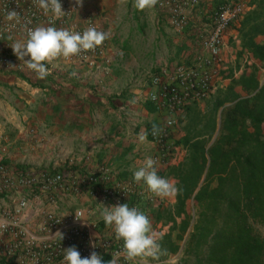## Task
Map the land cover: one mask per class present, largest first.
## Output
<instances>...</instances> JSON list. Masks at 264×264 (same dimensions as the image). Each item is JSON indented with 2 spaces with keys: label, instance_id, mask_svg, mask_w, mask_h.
I'll use <instances>...</instances> for the list:
<instances>
[{
  "label": "crops",
  "instance_id": "obj_1",
  "mask_svg": "<svg viewBox=\"0 0 264 264\" xmlns=\"http://www.w3.org/2000/svg\"><path fill=\"white\" fill-rule=\"evenodd\" d=\"M128 4L129 0H86L68 20V24L80 28L94 25L110 32L96 58L85 62L51 60L46 64L50 74L43 79L37 78L36 73L0 66V154L6 164L36 170L73 166L86 173L107 168L133 175L152 155L154 148L147 129L164 116L146 100L151 74L147 69L156 67L155 72L163 65L181 62L185 46L199 63L204 61L206 53L193 42L196 37L191 29L179 34L163 23L158 35L145 30L144 12L140 15L132 9V13H126ZM153 18L152 13L149 20ZM231 33L230 27L226 37ZM25 41L20 34L5 35L0 39V52L14 53L12 45ZM154 41L159 43L155 50H163L161 57H154L153 50L148 49L155 45ZM141 134H146L144 141L139 139ZM172 161L163 162L155 169L159 176L176 185L175 178L168 175ZM177 193L164 198L154 209L143 205L153 229L162 236L169 224L161 214L174 206ZM1 203L0 208L12 216V204L4 203L1 207ZM90 203L82 194L65 196L51 208L62 216L75 208L85 209L84 225L90 236L95 237L106 224L98 211L102 207L90 210ZM47 209L49 204L44 200H32L17 215L25 230L39 236L43 234L39 228L41 213ZM10 236L0 233V264H8L3 250L12 239Z\"/></svg>",
  "mask_w": 264,
  "mask_h": 264
},
{
  "label": "built area",
  "instance_id": "obj_2",
  "mask_svg": "<svg viewBox=\"0 0 264 264\" xmlns=\"http://www.w3.org/2000/svg\"><path fill=\"white\" fill-rule=\"evenodd\" d=\"M85 1L78 4L76 0H61L65 13L60 19H55L40 6V0H0V39L13 33L27 38L30 29L49 24L82 33L87 28L68 24V20L82 8ZM205 3L206 0H155L154 3L159 26L167 24L179 34L191 29L206 53L202 63L195 60L188 64L182 60L158 67L148 76L146 100L164 116L156 124L161 131L154 136L152 128L147 135L154 148L150 157L155 161V168L174 158L172 133L180 115L189 105L209 98L223 85V78L218 70L226 66V35L231 25L244 12L245 2L221 0L208 10ZM89 27L105 32L94 25ZM105 41L94 49L54 59L89 61L99 55ZM0 66L16 72L35 73L28 69L23 59H18L11 52H0ZM81 194L89 198L90 210L128 203L130 207L143 211L149 218L143 205L158 207L164 202V198L151 192L143 181H134L133 175H122L107 168L86 173L73 166L57 170L19 169L6 164L0 154V203L12 204V216L0 208V233L10 234L12 237L3 250L8 264H65L64 250L72 246L80 252L81 258L89 257L95 252L104 264H133V261L125 258L123 241L116 238L114 226L106 225L103 231L91 237L83 221L85 209L75 208L62 216L51 208L62 197ZM39 199L49 204V209L41 213L39 228L43 234L37 236L25 230L17 214L24 211L30 201ZM105 256H108L107 260Z\"/></svg>",
  "mask_w": 264,
  "mask_h": 264
},
{
  "label": "rangeland",
  "instance_id": "obj_3",
  "mask_svg": "<svg viewBox=\"0 0 264 264\" xmlns=\"http://www.w3.org/2000/svg\"><path fill=\"white\" fill-rule=\"evenodd\" d=\"M219 2H207L205 8L212 9ZM244 2V12L225 39L226 66L218 70L222 87L189 105L173 129L174 158L168 175L176 180L180 202L192 183L197 180V184L182 205L177 195L174 206L162 212L169 232L159 241L161 252L141 264H231L238 233L250 230L264 241V59L253 48V44L264 45V1ZM134 4L135 0H129L125 12H144L143 28L158 35L163 28L157 24L154 5L139 10ZM151 39L159 41L154 36ZM193 42L200 47L196 39ZM158 44L154 41L148 48L154 57L163 54V50H155ZM187 49L183 48L181 58L192 64L194 55ZM155 68L147 71L153 73ZM240 111L250 117L239 119ZM255 116L263 121L258 124ZM243 127L244 135L234 138L233 130ZM199 191L201 200H194Z\"/></svg>",
  "mask_w": 264,
  "mask_h": 264
},
{
  "label": "clouds",
  "instance_id": "obj_4",
  "mask_svg": "<svg viewBox=\"0 0 264 264\" xmlns=\"http://www.w3.org/2000/svg\"><path fill=\"white\" fill-rule=\"evenodd\" d=\"M76 2L82 4L83 0ZM154 3L155 0H135L134 6L143 10L151 8ZM40 6L45 12H50L55 19H60L65 13L61 0H40ZM11 18L10 14L9 19ZM109 37L110 32L98 31L95 27H89L80 33L49 24L30 29L26 41L12 47L18 59H23L28 69L35 72L37 78L43 79L50 74L46 61L61 56L67 58L81 51L94 49ZM25 57L28 59L25 60ZM160 131L158 126H153L154 136ZM139 139L144 141L146 134H141ZM154 164L155 161L151 157L146 158L143 165L133 172L134 181H143L151 192L161 198L176 194L178 191L176 185L170 179L159 176ZM98 211L106 225L114 226L116 238L123 241V250L128 261L141 264L145 258L156 257L161 252L159 241L162 239V234H158L153 229L148 215L137 207H130L128 203H119L103 206ZM63 261L65 264H104L95 252L89 257L81 258L75 246L64 250Z\"/></svg>",
  "mask_w": 264,
  "mask_h": 264
},
{
  "label": "trees",
  "instance_id": "obj_5",
  "mask_svg": "<svg viewBox=\"0 0 264 264\" xmlns=\"http://www.w3.org/2000/svg\"><path fill=\"white\" fill-rule=\"evenodd\" d=\"M261 1H264V0H260V2ZM253 48L255 49L254 53L259 54V56L264 59V45L253 44ZM245 116L250 117V114L248 113L246 115L240 111L239 119L243 120V117H245ZM255 117H256L255 119L257 120L258 124L263 121V119H261L259 116H255ZM251 118H253V117L251 116ZM234 120H235V118L231 119V121H233V122H234ZM235 122H237V120H235ZM152 128H153V126L148 127L147 135L149 134V132ZM244 129H245L244 127L242 128V130H237V128H235L233 130L232 136L234 138H236L239 136L240 133L244 135V132H245ZM212 152H214L213 148L210 149V153H212ZM17 168L23 169L24 167L18 166ZM196 184H197V180L194 183H192V187L190 188V190H187L185 192V194H184L185 200L187 198L191 197V194L193 193ZM179 194H180V192L178 190V193H177V195L179 197L178 201H179V204L182 205L185 200L182 199L180 202V195ZM193 199L197 200V201L201 200L200 191L194 194ZM233 246H234V254H233V257L231 259V264H264V262L262 260V256L264 254V241L260 240L256 236H253L252 234H250V230H246L244 232L238 233L233 240ZM107 258H108V256H105V260H107ZM5 263H6V260H5Z\"/></svg>",
  "mask_w": 264,
  "mask_h": 264
}]
</instances>
